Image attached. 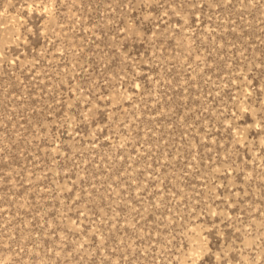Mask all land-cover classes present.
<instances>
[{
	"label": "rangeland",
	"instance_id": "rangeland-1",
	"mask_svg": "<svg viewBox=\"0 0 264 264\" xmlns=\"http://www.w3.org/2000/svg\"><path fill=\"white\" fill-rule=\"evenodd\" d=\"M0 264H264V0H0Z\"/></svg>",
	"mask_w": 264,
	"mask_h": 264
}]
</instances>
